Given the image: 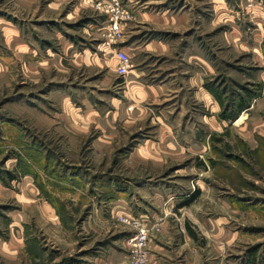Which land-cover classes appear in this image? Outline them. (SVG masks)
Wrapping results in <instances>:
<instances>
[{
  "label": "rangeland",
  "instance_id": "obj_1",
  "mask_svg": "<svg viewBox=\"0 0 264 264\" xmlns=\"http://www.w3.org/2000/svg\"><path fill=\"white\" fill-rule=\"evenodd\" d=\"M101 1L0 0V264H264V0Z\"/></svg>",
  "mask_w": 264,
  "mask_h": 264
},
{
  "label": "built area",
  "instance_id": "obj_2",
  "mask_svg": "<svg viewBox=\"0 0 264 264\" xmlns=\"http://www.w3.org/2000/svg\"><path fill=\"white\" fill-rule=\"evenodd\" d=\"M98 8L99 10H106V14L109 15L108 23L110 24V36H113L114 38H116V36H120L121 25L130 18L128 12L123 9L117 0H111L109 3L102 0L99 2ZM117 59L119 61L118 73L121 76H127L130 69V58L128 54L120 50L117 53ZM140 239L142 241L145 240V233L143 231L140 233Z\"/></svg>",
  "mask_w": 264,
  "mask_h": 264
},
{
  "label": "crops",
  "instance_id": "obj_3",
  "mask_svg": "<svg viewBox=\"0 0 264 264\" xmlns=\"http://www.w3.org/2000/svg\"><path fill=\"white\" fill-rule=\"evenodd\" d=\"M183 14H186V13H183ZM140 17L145 19L146 21L153 23L154 25L159 26V27H162V26L165 27V25L170 24V23H174L178 19H183L182 23L186 22V21H184L185 18H183V16H181V17H177V16L176 17H172V16L171 17L170 16L165 17V16H160V15H154V14H148V13L142 14L141 13ZM186 20H187V17H186ZM106 23L107 22L103 23V25H105Z\"/></svg>",
  "mask_w": 264,
  "mask_h": 264
},
{
  "label": "trees",
  "instance_id": "obj_4",
  "mask_svg": "<svg viewBox=\"0 0 264 264\" xmlns=\"http://www.w3.org/2000/svg\"><path fill=\"white\" fill-rule=\"evenodd\" d=\"M243 105H244V104H242V103H241V105H240V106H241V107H244Z\"/></svg>",
  "mask_w": 264,
  "mask_h": 264
}]
</instances>
